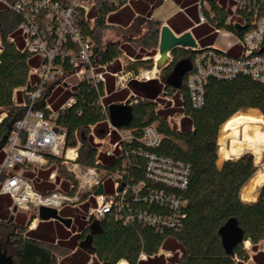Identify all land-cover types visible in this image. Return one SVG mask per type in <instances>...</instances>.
<instances>
[{
  "label": "trees",
  "instance_id": "16d2710c",
  "mask_svg": "<svg viewBox=\"0 0 264 264\" xmlns=\"http://www.w3.org/2000/svg\"><path fill=\"white\" fill-rule=\"evenodd\" d=\"M221 1L209 0V9L205 10L207 19L215 28L237 37H242L250 27L255 10L258 12L257 16L264 14V0H243L245 7L237 10L235 16L245 21V28L238 30L231 21H227L232 15L233 2ZM112 10L114 9L110 5L99 2L93 28L83 24L84 34L89 35L94 43L93 53L98 56V61L116 59L125 51L136 56L134 62L124 66L125 70L137 71L141 67L151 69V57L156 53L158 41V23L146 22L142 18L135 20L137 33L143 27L142 24H146V31L141 36V47L135 53L126 44L119 46L116 43L102 42V34L107 30L105 15ZM210 13L214 14L212 18ZM232 18L234 16L231 20ZM18 21L16 14L0 6V113H6L0 121V141L24 114V109L14 104L13 92L30 85L29 69L39 62L38 57L20 51V38L13 32ZM9 33H12L15 42L7 39ZM147 49L151 51L146 52ZM227 52L233 53L231 49ZM171 55L173 60L161 73L159 83L166 95L173 97L177 94L173 108H168V104L166 109H157L156 97L160 93L158 80L148 84L134 83L133 88L143 97H138L137 102L131 106V121L123 127L133 134V141L127 147L125 166L122 165V158L98 152V145L93 144L89 127H93V133L99 138L105 136L108 127L97 105L98 92L91 85L86 82L78 83L73 87L72 96L67 95L60 102L61 104L70 97L75 100L55 121L57 126L66 131L65 147H75L79 141L76 162L81 166L97 165L106 170V173L123 169L124 179L136 183L144 178L145 159L140 152L149 151L182 161L190 169L187 187L180 193L186 199V204L178 228L156 230L137 222L124 223L111 214H106L100 220L90 222L97 223V232L93 234L91 248L88 249L89 254L94 257L90 264H117L119 260H125L127 264H244L249 259V252L243 244L245 241L250 243L253 262L264 264V183L258 196L254 188L264 180V162L245 185L256 171L258 159L264 160V84L242 74L228 80L211 78L205 84L203 105L194 108L189 101L186 79L192 71L195 52L174 49ZM145 56L150 58L143 59ZM184 59L189 61L190 68L181 76L179 87L167 84L166 79L175 63ZM117 69L115 66L113 70ZM16 93L20 94L18 91ZM174 112L181 115L178 127H171L168 122V116ZM148 124H154L162 135L161 143L156 148H147L139 141L143 127ZM240 132L242 139L237 138ZM228 138H236L228 141L230 154L248 152L239 158L230 157L226 151ZM250 152L257 156L255 164L254 155ZM46 158L48 164H54L58 168L57 180L62 178L60 190L73 194L76 187L69 189V185L76 184V180L61 166L62 159L51 156ZM230 158L234 160H227ZM96 160H99L98 164H95ZM51 169L53 168L46 173ZM255 193V197L248 202L240 199H246ZM86 197L83 196L80 200H85ZM90 200L94 206V199ZM9 206L10 202L7 203V207ZM140 207L158 212L152 205ZM60 215L69 214L62 209ZM231 217L238 220L244 231V238L234 248L233 254L228 255L221 246L217 231ZM44 230L46 232L43 233L38 230L28 232L26 237H23L25 230L15 233L19 237L14 240L13 256L19 264H57L56 252L61 246L38 241L42 234V239L53 238L50 224H46ZM88 233L89 230L86 229L76 234L70 246L73 248L75 241L83 239ZM60 234L65 236L61 231ZM260 244L263 245L262 248L259 247ZM161 248L171 251V255H158ZM89 254L78 249L63 264H87ZM141 254L146 255L145 260L140 259Z\"/></svg>",
  "mask_w": 264,
  "mask_h": 264
},
{
  "label": "built area",
  "instance_id": "2783aa9c",
  "mask_svg": "<svg viewBox=\"0 0 264 264\" xmlns=\"http://www.w3.org/2000/svg\"><path fill=\"white\" fill-rule=\"evenodd\" d=\"M131 0H0V6L11 10L19 18L13 32L20 38L21 52L38 57L39 62L29 69L28 78L32 82L27 87L14 90L22 93L23 102L12 96L16 106L24 109L23 116L15 121L5 143L2 146L4 159L0 164V194L9 196L11 213L17 209L40 206L57 209L64 204H75L83 196L94 199V206L89 208L85 220H100L106 214L124 223L137 222L154 227L156 230L176 229L183 217L186 199L181 192L186 189L189 180V165L154 152L141 151L144 156V178L139 182H128L124 171L116 169L106 173L97 165L83 167L76 162L79 141L75 147H65L66 131L56 125V118L63 114L75 100L68 98L58 109H53L46 102L54 85L65 83L75 76L77 81L86 82L98 92L97 105L103 114L108 131L103 138L93 137V144L98 145V152L107 156L122 158L125 166L128 157L127 147L133 141V134L123 127H113L109 122L108 106L104 102L106 77L114 78L116 89L126 88L131 80H150L155 75L150 70L133 71L120 69L112 71L110 66L118 60L122 66L135 59L122 52L116 59L99 62L93 53L94 43L91 37L83 32V24L94 26L99 2H104L113 9L127 6ZM232 1V15L227 21L233 25H243L244 20L232 21L237 10L244 9L243 0ZM199 23L207 22L206 11L209 0H196ZM254 13L250 27L242 37L236 38L240 45L237 52L229 54L228 48L209 45L197 47L193 58L192 71L186 79V88L192 107L198 108L204 103L205 84L211 78L228 80L239 74L264 84V14ZM110 13V12H109ZM105 15V25L107 17ZM256 14V15H255ZM213 13L209 16L212 18ZM9 33L7 39L14 41ZM263 49V50H262ZM262 50V51H261ZM75 85H71V88ZM101 89V92L99 91ZM138 100L133 94L120 104L132 106ZM168 116V122L169 118ZM181 118V116H180ZM177 119L176 126H179ZM61 130V132L59 131ZM92 136L93 127H89ZM162 135L154 124L145 125L141 131L140 143L147 148L160 145ZM107 143L109 151L100 149ZM71 151V155H69ZM63 154L62 164L66 171L76 180L70 183L73 194L60 190L62 178L57 180V170L49 172L46 183L52 189L41 192L35 187L38 169L48 165L46 156L58 157ZM99 160L95 161L98 164ZM30 171L29 175L26 174ZM111 179L110 192L105 191V181ZM53 185L56 188H53ZM102 185V193L94 191ZM85 199V200H86ZM138 205V206H137ZM154 206L158 212L140 206ZM164 255H168L165 253ZM140 257L144 258L143 254ZM120 263V262H119ZM118 263V264H119Z\"/></svg>",
  "mask_w": 264,
  "mask_h": 264
},
{
  "label": "crops",
  "instance_id": "0c3cea01",
  "mask_svg": "<svg viewBox=\"0 0 264 264\" xmlns=\"http://www.w3.org/2000/svg\"><path fill=\"white\" fill-rule=\"evenodd\" d=\"M218 2H222L221 0H216ZM169 2L170 8L166 9L165 11H160L163 7V4ZM158 9V14L155 16L153 14L154 10ZM179 16H181V19H179L178 22L175 21V18H179ZM236 18L235 21H241V19L237 18V16H234ZM149 19V21H153V22H157L158 23V30L160 28L161 24H166L170 27V29L175 33V34H180L182 32L185 31H189L193 38L195 39L196 43L198 44V47H205V46H209V45H216V46H221L223 45L225 42V40H230V39H234L235 42L231 43L230 47H228V49H231L232 52H237L238 51V45L236 44V38L237 36H234L232 33L230 32H226L224 30H219L217 28H215V26L209 21L207 20V22L205 23H199V19H198V12H197V6H196V0H131L129 2V4L127 6L121 7V8H117L115 10H112L108 17H107V24L106 27L107 29L113 28V27H120L123 25L129 26L131 25L136 19ZM146 21V20H145ZM148 22V21H147ZM243 26V25H240ZM143 28V27H142ZM196 30H199L196 31ZM203 34L202 38H197L198 35ZM130 40H127L123 43H125L126 45L129 44L128 47H130L132 50L135 51V53H138L139 49L134 48L131 44H130ZM186 50V49H185ZM189 50V49H187ZM125 52V51H123ZM128 56H131L135 59V55H130L128 53H126ZM157 55V54H155ZM155 55L153 56V60L155 58ZM148 56L143 57V59H147ZM117 66V70H113L114 67ZM125 66V65H124ZM124 66H122V64L118 61L115 60L114 63L110 66V69L112 71H118L120 69H124ZM141 69L138 68L137 71ZM154 69V68H152ZM153 80H158L159 79H153L151 78L150 80H131L126 88H122V89H116L115 85H114V78L112 76H107L106 77V83L104 86V90H105V97H104V101L107 100V98H109L107 100V102L105 101V103L107 105L110 104H120V102L122 100H125L126 98H128L129 96L135 94L138 97H143L141 94H139L133 87L128 89V86H130L132 83L135 84H148ZM74 87V86H73ZM72 87V89H73ZM17 92V91H16ZM20 92V91H18ZM52 93V91H51ZM163 93V91H162ZM14 94V92H13ZM165 94V93H164ZM16 95V96H15ZM14 96L17 98L18 102H22L19 100V98L22 96V93L20 92L19 95H17V93L14 94ZM19 96V97H18ZM52 105L55 107L57 104H60L61 101H57L54 100L52 101ZM64 103V102H63ZM63 103H61L60 105H62ZM59 105V106H60ZM58 106V107H59ZM6 116L5 112H1L0 113V121ZM230 139H235V138H228L226 141V151L227 154L230 157H238L241 153H239L238 155H232L228 152V148H227V144L228 141ZM245 152V151H244ZM4 159V153L2 151V148L0 149V164L2 163ZM220 167V166H218ZM40 170H42L43 172H40ZM49 170V167H42L40 169H38V179H40V181H36L35 182V187L36 189H38L41 192H45L46 190L50 189L52 187L51 184L46 183L45 180L48 177V174L46 173ZM53 170V169H52ZM30 171H27L26 174L29 175ZM241 192V191H240ZM257 193V192H256ZM256 193L254 195H252L251 197H248L246 199H242L240 197V199L244 202H248L250 200H252ZM85 202H89L86 200H84ZM10 202V206H11V200L9 198V196L4 195V194H0V217L2 216V214L6 211L9 210L10 206L7 207V203ZM63 208L58 210V213L60 215V211ZM17 210H23V211H29L30 212V217L29 220L26 223H23L22 221L17 222L16 224L14 223V218L17 217ZM15 210V212L10 214V216L12 215L13 219L9 220V223L12 224L14 223V228L15 230H13L12 235L15 234L17 232V229H22V227H24L23 229H25V232L23 233V237H26L28 232H32V231H37L40 233L46 232L45 229V225L46 224H50L53 228V234H52V239H42V236L44 234H42L41 236L38 237V241H44L46 243H52V244H59L61 247L58 249V251L56 252V259H57V264H63L65 262V260L70 257L76 250H82L86 253L89 254L88 249H84V248H80L79 244L82 240L85 239V237L81 240H76L75 241V246L72 248L70 245L73 243L72 239L74 236H76V234H79L81 232H83L84 230L88 229L89 227L92 225L90 223H88L85 220V215L83 216H78L76 218L77 215H68V216H63V217H69L71 218V225L69 228L65 227L63 224H61L60 222L50 219V220H41L38 218L37 216V210H35L34 208H29V209H17ZM34 216V218H31V216ZM9 216V218H10ZM13 221V222H12ZM60 229V230H59ZM60 231L65 235L64 237L60 234ZM245 245V249H249L250 248V243L249 241H245L243 243ZM13 248V246H12ZM61 251H66V255H62ZM160 251H164L165 254L167 253L168 255L165 256H169L171 255L169 253V251H166L165 249L161 248L159 249L158 252ZM253 254V252H252ZM252 254L249 253V259L244 262V264H255L252 260ZM90 255V254H89ZM144 255V254H143ZM145 257L142 258L140 257L141 260H145L146 259V255H144ZM92 258H94L92 255H90V259L88 261L87 264H90L92 262ZM5 261V262H4ZM120 261H124L126 264L127 262L125 260H119L117 262V264ZM0 264H19L17 262V259L13 256V253L10 255L7 253V249L5 247H2L0 245Z\"/></svg>",
  "mask_w": 264,
  "mask_h": 264
},
{
  "label": "water",
  "instance_id": "95a60500",
  "mask_svg": "<svg viewBox=\"0 0 264 264\" xmlns=\"http://www.w3.org/2000/svg\"><path fill=\"white\" fill-rule=\"evenodd\" d=\"M235 28L238 30H241V29H244L245 26H240L239 24H235ZM197 47H198V44L196 43L195 39L193 38L192 34L189 31H185L180 34H175L168 25L162 24L158 30V45H157L156 54H158L159 56L158 58H154V62H153L154 70L156 72H160L170 65L171 63L170 53L172 52V50L174 49L194 50ZM189 68H190V64L188 60L184 59V60L178 61L173 66L171 74L166 79V83L172 85L173 87L178 88L180 85L181 76ZM108 117H109V122L113 127L120 128V127L127 126L130 123L131 118H132L131 106H126L123 104H110L108 106ZM59 131L61 132V130ZM249 133L251 134V132ZM7 135L8 134H6L0 141V149L5 143ZM237 138L242 139V132L239 133V136L237 135ZM246 152L248 151L241 153L237 158H239L242 154ZM227 160H234V159L230 158ZM255 167H256V171L250 177V179L245 183V185L249 183L251 178L254 177V175L257 173L259 168H257L256 165ZM263 173H264V170H263ZM263 183H264V180L261 183V185H258V186L254 185L256 186L254 188L256 189L255 192H257V196L259 194L260 187L262 186ZM101 193H102V185H99V187L94 191V195H99ZM15 210H16V207H13V212ZM12 215L10 216L9 220L13 219ZM37 216L39 219L44 220V221L50 220V219L56 220L67 228H69L71 225V218L63 217L59 215L57 209L55 208L40 206L37 209ZM96 229H97V223L94 222L89 227V233L86 235L85 239L80 242L79 244L80 248H84V249L91 248L92 236L93 234L97 232ZM217 234L220 238L221 246L224 252L228 255L233 254L234 248L237 247L240 243H242L243 238H244V231L239 226L238 220L234 217L227 219L226 222L222 226H220V228L217 231Z\"/></svg>",
  "mask_w": 264,
  "mask_h": 264
},
{
  "label": "rangeland",
  "instance_id": "374dc122",
  "mask_svg": "<svg viewBox=\"0 0 264 264\" xmlns=\"http://www.w3.org/2000/svg\"><path fill=\"white\" fill-rule=\"evenodd\" d=\"M162 7L163 8L160 11H162V10L165 11V8L169 9L170 8L169 2L164 3ZM153 14L156 16L158 14V9L154 10ZM179 19H181V16H179V18L178 17L175 18V21L178 22ZM145 20H146V22L149 21V19H145ZM233 20H236V18L235 17L232 18V21ZM145 25H146L145 23L142 24L143 28L140 29L139 33L135 32V29L137 28L136 27L137 26V21L133 22L131 24V26L130 25L129 26L123 25V26H120V27H113V28L107 29L102 34V42L103 43H116L119 46H123V44H125L123 42H125L127 40H130V41H132V42H130V44L134 48L139 49L141 47V36L146 31ZM196 31L199 32V30H196ZM204 34L205 33H203V34L201 33L200 35L197 36V38L198 39L202 38ZM234 42H235L234 39L225 40V43L223 44V48H226V47L230 46V44L234 43ZM127 45L129 46V44H127ZM157 45H158V41H157ZM239 47H240V45H238V48ZM155 50L157 52V47L155 48ZM150 51H151V49H147L146 52H150ZM148 58H150V57H148ZM151 58H152V68H153L154 60H153V57H151ZM170 58H171V62H172L173 56L171 55V53H170ZM152 68L149 69L150 70L149 74H152L151 71L154 70ZM139 70L147 71V70H145L142 67ZM163 71L164 70H162L160 72H155L154 73L155 76L153 77V79H159V77H160V75H161V73ZM76 81H77L76 77L73 76V77L68 79L63 84L54 85L53 88H52V93L49 96H46L47 104H49L50 107H53V109H58L59 108L58 104L54 107L52 105V103H53L52 101H54V100L63 101V99L67 95L68 96H72L73 89L71 88V85H75ZM31 82H32V79L29 78L28 79V83H31ZM157 82L159 83V81H157ZM159 86H160L159 87V89H160L159 92L160 93L156 97L157 100H158L157 109L158 110L166 109L168 104H169L168 108H173L174 107V99L177 96V94L175 96H173V97H170V96L162 93V85L160 84ZM131 87H134V83H132L130 86H128V89L131 88ZM19 100L23 102V97L21 96L19 98ZM170 116L171 117L169 118V124H170L171 127H175L176 126V121H177V119H180L181 115L177 114L176 112H174ZM92 137H96L94 133H92ZM97 138H99V137H97ZM76 145H77V143H76ZM100 149L103 150V151H109L111 149V146L109 144H107V143H104V144L100 145ZM253 155H254V164H255V162H257V159H256L257 156H255V154H253ZM58 157L61 158L62 161H63V159H64L63 158V154L58 156ZM260 160H262V159H258V162ZM62 161H61V166L65 169L64 165L62 164ZM47 166L49 167V169L50 168H53L55 170L58 169L57 166L54 165V164H48ZM65 171H66V169H65ZM40 172H43V171L40 170ZM53 188H56V186L53 185ZM110 190H111V179H107L105 181V191L106 192H110ZM87 201H89V202H85L84 200H80L79 203L64 204L62 206V208L65 209V212L68 213L69 215L73 216V215L80 214V215L76 216V218H77L78 216L86 215V213L88 212L89 208L93 207V204H92V201L90 200V198H88ZM88 206H89V208L87 209ZM17 212H18L17 213L18 215L13 220L15 224L17 222H20V221H22L23 223H26L29 220V217H30V212L29 211L17 210ZM10 214H11V212H10V210H8V211L4 212L2 214V216L0 217V245L2 247H5L7 249V253L11 255L13 253V250H14V248H12V246L15 245L14 244V240L17 239L19 236L15 235V234H14L15 236L12 235V232H13V230H15V228L13 227L14 223L10 224L9 221H8ZM22 230H25V229H19L18 228L17 232L21 233ZM259 247L262 248L263 245L260 244ZM244 248H246L245 245H244ZM246 250H248V252L250 254H252V251L250 250V248L246 249ZM162 253H164V251L158 252V255L162 254ZM169 253L171 254V251H169ZM61 254L62 255H66V251H61Z\"/></svg>",
  "mask_w": 264,
  "mask_h": 264
},
{
  "label": "bare ground",
  "instance_id": "6f19581e",
  "mask_svg": "<svg viewBox=\"0 0 264 264\" xmlns=\"http://www.w3.org/2000/svg\"><path fill=\"white\" fill-rule=\"evenodd\" d=\"M225 42V41H224ZM222 46V48H223V45H221ZM231 46V45H230ZM230 46H228V47H230ZM228 47H226V48H228ZM158 54L157 55H155V58H158ZM156 71L155 70H152L151 71V73L152 74H154ZM69 155H71L72 156V154H71V151H69ZM264 162V160L262 159V160H260L257 164H255L256 166H257V168L260 166V164L261 163H263ZM119 264H126L124 261H120V263Z\"/></svg>",
  "mask_w": 264,
  "mask_h": 264
}]
</instances>
